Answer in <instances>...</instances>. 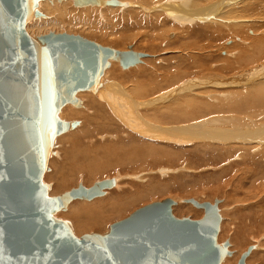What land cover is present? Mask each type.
<instances>
[{
	"label": "rangeland",
	"instance_id": "rangeland-1",
	"mask_svg": "<svg viewBox=\"0 0 264 264\" xmlns=\"http://www.w3.org/2000/svg\"><path fill=\"white\" fill-rule=\"evenodd\" d=\"M57 1L61 2L62 0ZM217 1L214 0L213 3ZM243 3L244 6H242ZM35 7L36 6L33 7V10L36 9ZM88 7L84 6L85 9L87 8V11L84 10L83 7L76 6L75 4L67 8L68 11H70L69 9H72V11L70 12L75 13L77 17L81 18V22H79V24L76 22L78 25H80L79 27L78 25H74L75 23H69L71 26H69L68 24H64V26L66 27L64 29L59 27H47L44 28L45 30L42 28L43 31H41L35 28H31L28 31V35L32 34L34 35V37H41L49 33L68 34L79 36L85 40L95 42L102 47L112 48L120 51H125L128 50V47H132L135 52L148 55L142 65L133 68H123L118 61L116 62L115 60L114 62L112 59L109 60L110 62L108 61V66L107 64H105L107 69L105 78L109 74L111 78L121 83L128 89L135 86H141L142 83V85L146 86L147 83H152L153 81H155V73H153L156 72L155 69L158 70L157 74L160 73L159 75H161L162 73L166 74V72H170L171 67H176V64H180L178 62H181L184 58L190 59L188 58V54L186 53V49L184 48L189 42V40L186 41L187 37L186 35L184 36V34H186L189 29L196 28L199 30L201 27H214L217 26L218 23H220L218 20L213 23H209V21H197L194 24L192 23V25H190V23L188 22L190 26L184 24L182 27V25L179 26L178 23L174 21L172 22V20L170 21L169 19H166L167 21L160 19H146L143 16L142 11L140 10L141 8L137 9V6L125 10L124 13H121L116 9L112 11L109 9L107 10L106 8L98 9L97 7H93V10L91 9V7H89L90 9L88 10ZM231 7L235 8L237 12L239 11L238 13L233 12L234 14L232 15L234 17L236 16L235 18L231 15L229 19V23L231 24V26H248V21L252 20L251 22H253L255 18L257 20L259 19V22L255 19L254 24L252 25L259 26L261 22H263L264 24V0H239V3H236V6L232 5L230 6V9ZM81 8L82 10H80ZM82 14H84L85 17H90L91 20H87L88 18L85 19ZM219 17L220 16H217V18ZM82 18L86 22L90 21L89 24L91 26L87 23L82 27ZM93 18H95L96 20ZM92 20H95V23ZM222 22L223 19L221 20V23ZM195 24L196 26H198H194ZM225 28L226 27H224L223 29ZM232 30L233 29L229 30L230 34L233 33ZM201 31V33H204L203 30ZM247 31H249L248 36L254 37L252 36L250 30ZM262 33L263 31L261 33L258 32L257 36H260ZM230 38L233 37L231 35L227 36L226 38L224 37L223 40L220 39L219 43L222 42V45L226 44L224 46L230 48V42L227 43ZM208 43V39L204 38L200 43H198V45L205 46ZM249 44L250 43L246 41V46L248 45V48H250ZM248 48H242L237 52L230 50L231 52L228 56H225L221 53L223 49L218 50L217 53H214V55L211 57V62H213L214 65H217L218 63H223L224 59H226L229 66H231V62L234 66L238 62L239 66L237 64L236 67L245 69L243 73L249 72L250 70H253L258 66L261 67L262 64H264V48H261V51H257L256 53L250 51V49ZM246 51H249V54L247 53L248 55L245 54ZM240 52L244 53L242 56L238 57L241 54ZM249 56H251V58ZM259 56L262 57L260 58ZM237 57L239 59H237ZM211 62L206 63L211 64ZM185 64L187 63L185 62ZM224 66L226 65H224L223 63L221 68H223ZM204 67L205 68L191 70L190 72L185 74L186 76L184 75V79H182V81L184 80L185 82V80H201L209 83L210 86H205L203 88L204 91L201 89L202 92L196 91L191 92V94L189 93V95H184L190 97L187 99L188 101L198 100L205 105L209 103L211 105H215V108L213 110V112H215V109L217 108L216 104L218 106L219 103L218 101H212L211 97H218L219 95H221V99L219 97L217 99L223 100V94L228 93L226 92L227 90L232 93L234 91L236 92V90L238 91L239 89L224 88L225 90H223L222 87L213 86L212 84H214V82H227L234 79L236 75L240 76L243 73L242 71L240 72L237 70L235 71L229 69L230 67L227 68V66L225 67L226 69L224 71V74H216L218 73V68H215L214 66ZM202 74L205 76H203ZM215 74L219 76H216ZM222 75H224L225 77ZM150 78L152 80H150ZM182 81H178V83H181ZM212 81L214 82L212 83ZM165 88L166 90L168 89L167 87ZM216 88L217 91L215 90ZM88 93L89 92L76 94L75 97L77 102L81 103L80 108L84 109V114L81 116L84 118V121H86V125L89 124L88 127L92 129L95 128V130L99 129L102 131L101 134H98L99 136L97 135V138H99V141L97 143L98 145L96 144L93 147L90 146L89 144H87L89 142H87L86 139L83 140L84 138L81 137L82 135L80 134L75 137L72 136L76 130L78 131V129H81L82 123L79 117L73 116L71 118L65 119L64 122L68 123L69 125H73V130H68V132H66L67 134L63 133L54 136L47 160V168L46 171L43 172L41 182L43 185L49 188V191L47 193L48 198L59 197L60 195L68 193L74 189H78L80 185H82L85 189H90L95 186V184L104 181H113L116 183L115 186L111 185L110 187L103 189L104 195L98 196L92 201L84 202L81 200H75L71 202L67 206V209L65 211H59L53 214V218L55 220L63 222L65 226L70 228L72 234L77 238H80L81 236L86 234L105 235L110 231V227L114 223L127 218L137 209L155 202H161L165 199H171L173 202H175V205L172 207V211L173 215L176 218L200 220L204 216V210L196 208L192 204L188 203V201L190 199H193L199 203L214 204V202L218 200V212L221 218V223L217 236V243L221 245L228 242V252L230 253V256L226 257L221 264H238L241 256L252 248L253 249L251 250L249 257L246 260V264H264V237L262 238L259 235L264 234V227H257L260 220H262V218L264 217V203H261V199H264V176L262 178H259L254 186H250V184H247L249 183V179L246 176L247 174L243 171L246 169L244 168V166H242L241 161H239L238 158V152H244L245 150V147H243L242 144H231L230 146H224V148H222L223 146H221L220 144H215L213 142L201 143L195 141L194 143L188 144H174L171 142L161 143L153 140H144L143 138L142 144H138L136 141L139 139L135 138L134 141L126 145H117L119 152L117 153L114 152V149H112V146L115 147L116 144H114V146L112 143H110L111 141L108 140V137L106 138L107 140H102L100 138L101 135L105 134V132H103L101 128V117H105L104 111L99 108L98 105L94 103L89 96H87ZM217 94L219 95L217 96ZM184 95L180 97L184 98ZM258 95L255 96L258 97L257 100L259 102L261 98H264V94ZM208 96L211 97L209 98ZM207 98L209 99V101ZM182 99H180V101H183L184 103L188 102L187 100H185V98L183 100ZM231 99L234 102V99L230 98V101H232ZM183 102H181V104ZM184 103L182 104V110H185V112L182 110L181 112L186 113L187 109H184L186 105H184ZM236 103L237 101L235 102V104ZM87 104L88 106L86 107H90L92 109L91 110L89 108V112L85 107V105ZM235 104L233 103L234 108L232 107V104H229V109H231L230 115L234 114L233 109H235L236 107ZM244 104H248L247 107H249L251 106L252 101L249 98L244 102ZM256 104L257 102L253 107H250L251 111H253L254 109H258L259 113L258 111L255 112L258 114H263L261 110L263 109L264 112V108H262L264 106V103L262 104L261 102V104ZM70 105L75 106L73 103ZM218 107L220 108L221 105H219ZM65 109L66 108H64L63 110ZM85 111L87 112L85 113ZM195 111L194 113H197L200 116L199 117L198 115H196L198 119L201 118L200 121L196 119L197 122L199 121L198 123H202V121L204 122V120L206 121L208 119L217 118L219 116L215 113L217 116L215 115L213 117L214 113L211 111V117H208L207 114L204 113L205 117L207 116L208 118L206 119L204 117V114L198 113L200 112V110L196 112ZM59 112L60 110L58 111L57 115H59ZM239 112L241 111L239 110ZM85 115H88L87 119L89 120L90 118V121H88L84 117ZM57 118L60 119L59 116H57ZM191 118L194 119H191V121L189 122H195L192 121L195 120V115ZM167 124L169 126H175L174 124H180V127H183V125L184 127L188 126V124L185 123V120L183 119L180 121L165 120L163 122V125L168 126ZM136 149H138L139 152L136 151L134 156L127 155L129 154V152H133ZM259 166H264V162H262ZM240 174L241 176L243 174V176L245 177L243 178L242 176L241 178ZM117 184L121 186V189L126 190L124 191V194L120 193L122 190L120 191L116 187ZM248 195H252L251 200H247ZM101 197H103L102 199H105V201L103 203L100 202L99 205L96 204L97 208H93L95 210H86L83 208L84 205L99 201ZM250 202H254L255 204L257 202H260L261 204L259 203V207L255 206L254 204V208L252 209L247 206ZM112 205L114 207L113 210L110 208ZM238 228L239 231H237ZM253 236L257 238L255 239Z\"/></svg>",
	"mask_w": 264,
	"mask_h": 264
},
{
	"label": "water",
	"instance_id": "water-1",
	"mask_svg": "<svg viewBox=\"0 0 264 264\" xmlns=\"http://www.w3.org/2000/svg\"><path fill=\"white\" fill-rule=\"evenodd\" d=\"M38 0H0V264H220L229 243L219 245L221 218L215 205L190 199L205 214L176 218L171 199L155 202L114 223L105 234L75 237L53 218L75 198L103 195L109 181L82 185L48 198L41 179L54 136L68 129L57 118L76 92L93 87L108 59L123 68L145 56L120 52L79 36L24 31ZM112 1L75 0L76 6ZM37 17L41 16L36 12ZM250 251L238 264H246Z\"/></svg>",
	"mask_w": 264,
	"mask_h": 264
},
{
	"label": "bare ground",
	"instance_id": "bare-ground-1",
	"mask_svg": "<svg viewBox=\"0 0 264 264\" xmlns=\"http://www.w3.org/2000/svg\"><path fill=\"white\" fill-rule=\"evenodd\" d=\"M103 1H112L113 3L110 5L89 4L86 7L89 6V7H91V9L93 7H97L98 9L99 8L100 9L106 8L107 10L109 9L112 11L116 9V10H119V12L124 13L125 10L131 9L134 6H137L136 7L137 9L141 8L140 10L142 11L143 16L146 19H150V20L151 19H155V20L160 19V20H164V21L166 19H169L170 21L172 20V22L174 21V22L178 23L179 26L182 25V27L184 24L189 25L188 22L190 23V25H192V23L194 24L197 21H202V22H208L209 21V23H213L216 20H218L220 23H218V25L214 26V27H206V28L201 27L199 30L196 28L195 29H189L187 31V33L184 34V36L186 35V37H187L186 41L189 40V42L187 43V45L184 48L186 49L185 51L188 54L187 55L188 58H190V59L184 58L181 62L177 61L180 64H176V67H174V68L171 67L170 72H166V74L162 73L161 75H159L160 73L157 74L158 70L155 69L156 72H153V71L152 72L155 73L154 77L156 78V80L153 81L152 83H147L146 86L142 85L143 84L142 83L141 86H135L133 88L131 87L132 89L131 88L128 89L125 86H123L121 83H119L116 80H114L113 78H111L109 74L105 78L107 69H106V65L104 64L105 68L103 67V71L95 77L93 87L91 89L86 90V91L82 90V91L76 92V94H81L83 92H86V93L89 92L87 96H89L91 98V100L94 103H96L98 105V107L104 111L105 117H101V120H102V122H101L102 127L101 128H102L103 132H105V134L101 135L100 138L102 140H104L108 137V140L111 141L110 143H112L113 145L116 144V146L114 145L116 147V150H115V147H113V146H112V149H114V152H117V153H119L117 145H119V146L120 145H126V144L134 141L135 138L139 139L136 141L138 144L139 143L142 144V142H143L142 138L144 140H153V141L161 142V143L171 142L174 144H177V143L178 144H185V143L188 144V143H194L195 141L201 142V143L213 142L215 144H220L221 146H223L222 148H224V146H230L231 144H233V145H241L242 144L243 147H245V150H244V152L239 151L240 154L238 152V158H239V161H241L242 166H244V168L246 169L243 171L247 174L246 176L249 179L248 180L249 183H247V184H250V186H254L256 181L259 180V178H262L264 176V166H259L262 162H264V112L262 109L261 111L263 114H258L259 113L258 109H256V110L254 109L253 111H251L250 107H253L256 102H257V104L258 103L261 104V102H262V104L264 103V98L260 97L261 99L258 102V100H257L258 97L255 96L258 94H261V95L264 94V64H262L261 67H259L257 65L259 68L256 67L255 69L250 70L249 72L243 73V71L245 69H241V68L236 67L238 62L236 63L235 66L232 65V62H231V66H229L227 64L228 61L223 58L224 59L223 63L226 66L221 68L223 63H221L222 65L219 63L218 64L216 63L217 65H214L213 62H211V57L214 55V53H217V51L221 50V49H223L221 53L224 54L225 56H228L230 54V52H231L230 50L237 52V51L241 50L242 48L246 49V48H248L247 47L248 45L246 46V41H248L250 43L249 44L250 48H248V49H250V51L255 52V53L257 51H261V48H264V24H263V22H261L260 25L258 24L259 26L252 25V24H254V21L256 19L255 18L253 22H251L252 20L248 21L249 22L248 26H246V25L240 26V27L231 26V24L229 23V19H230L231 15L234 13H238L239 11L237 12V10H235V8H233V7H231V9H230V6H232V5L236 6V3H239V0H219V1L216 0L217 2H215V3H213L214 0H120V1L119 0L118 1H116V0H103ZM73 4H75V0H62L61 2H58L57 0H38L35 4L36 9L33 10L34 12H33L32 18L30 20H28L24 25V31L28 34V31L31 28H35V29L43 31V29L47 28V27H59V28L64 29V28H66L64 26V24H68L69 26H71L69 23H71V24L75 23L74 25H78L79 22H81V18L77 17L75 15V13L70 12V11H72V9H69L70 11H68V9H67L69 6H73ZM242 6H244V3ZM81 7H83L84 10L87 9V8L85 9L84 6H81ZM89 7H88V10L90 9ZM249 7H247V8H249ZM242 8H244V7H242ZM73 10H75V9H73ZM80 10H82V8ZM128 11H126V12H128ZM36 12H40L41 16L37 17L35 15ZM142 13H141V15H142ZM82 15L85 19L88 18V16L85 17L84 14H82ZM82 15H80V16H82ZM129 15H131V14H129ZM217 16H220V17L217 18ZM139 17H140V15H139ZM93 19H95V18H93ZM105 19H106V16H105ZM222 19H223V22L225 25L223 24V22L221 23ZM87 20H91L90 17ZM258 20L256 19V21H258ZM82 22H83L82 27L85 24L90 23V21L86 22L84 19L82 20ZM221 24H223V25H221ZM212 25H214V24H212ZM79 26L80 25H78V27ZM194 26H196V24ZM194 26H192V27H194ZM224 27H226L227 29L226 28L223 29ZM230 29H233L232 34H234L235 37H234V35L229 33ZM201 30H203L204 33H201L202 32ZM247 30H250L252 36H254V37L248 36L249 31H247ZM261 30L263 31V33L260 36H257L258 32H260V33L262 32ZM229 35H231L234 38V39L230 38L229 41H227V43L230 42V45H229L230 48L225 47L224 45H226V44L222 45V42L219 43L220 39L223 40L224 37L226 38ZM29 36H31L32 38H34L36 40H38L37 38H39L38 36L34 37V35H32V34H29ZM171 36H173V35H171ZM204 38L208 39L209 43L206 44L205 46H202V45L199 46L198 43H200ZM193 40H195L196 42ZM215 44H217V45H215ZM227 46H228V44H227ZM129 48H131L135 52V50L132 47H128V50H125V51H123V50H121V51L117 50V51L128 52V51H130ZM110 49H112V48H110ZM113 50H116V49H113ZM243 53H241L239 56L238 55L237 56L240 57L243 55ZM247 53L249 54V51H246L245 54H247ZM262 56H259V57L261 58ZM147 57H148V55H145L141 59V63L136 65V66H133V67H137V66L142 65L144 63V60H146ZM238 57H237V59H239ZM249 57L251 58V56H249ZM249 57H247V58H249ZM254 57H255V55H254ZM111 59L114 62L116 60V62L118 61L120 63L117 56H112L110 59H108V61ZM213 59H214V57H213ZM254 59H256V58H254ZM185 62L187 64H185ZM206 62H208V63L211 62V64H208ZM120 65H121V63H120ZM204 66H206V67H213L214 66L215 68H218L217 69L218 73H216V74H224V71L226 69L225 67H227V66H228L227 68L230 67L229 69H232L235 71L237 70L240 72L242 71V73H243L240 76L236 75V77L234 79L229 80L227 82L222 81V82L215 83L214 81H212V83L214 82V84H212L213 86L222 87L223 90H225L226 88H228V89L229 88H236V89L238 88L239 89L238 91L236 90V92L234 91L232 93H230L227 90L226 92H228V93L223 94V97H224L223 100L217 99L218 97L221 99V97H220L221 95H219V94H217V96L219 95L218 97H216L215 95H214L215 97L208 96L209 98L210 97L212 98L211 99L212 101H218V103H219L218 106L221 105V107L219 108L216 104L217 108L215 109V112H213L215 105H211L210 103L205 105V104H202L201 101H198V100L197 101H188L187 99L190 97L185 96L187 94L189 95V93L191 94V92H196V91L202 92V90L205 86H208V85L210 86L209 83L201 81V80H185V82H184V80L182 81V79H184L185 74H187L188 72H190L193 69L197 70L200 68H205ZM238 66H239V64H238ZM241 66H243V65H241ZM133 67H130V68H133ZM206 70H209V69H206ZM166 71H168V70H166ZM189 74H191V73H189ZM157 75H159V76H157ZM203 76H205V75H203ZM216 76H219V75H216ZM222 76H224V75H222ZM210 77H212V76H210ZM231 77H233V76H231ZM150 80H152V79L150 78ZM178 81H182V82L178 83ZM165 87H167L168 89L166 90ZM251 87H253V88H251ZM215 90L217 91V88ZM259 92H263V93H259ZM183 95L185 96L184 97L185 100L188 101V102L186 101L188 104L184 103L183 101H180V99L183 98V97L181 98L180 96H183ZM230 98H233L234 102L232 99H231L232 101H230ZM249 98L252 101V104H251V106L247 107L248 104L245 105L244 102L247 101V99H249ZM87 99H88V97H87ZM190 100H192V99H190ZM179 101H180V103H179ZM208 101H209V99H208ZM236 101H237V103L235 104ZM181 102H183L184 105L186 104L185 108H184V109H187L186 113L181 112V110L183 109V107H182L183 103L181 104ZM68 103L72 104L71 102H68ZM233 103L236 105L237 108L235 107V109H233L234 108ZM70 104H65L63 107H61L59 115H57L60 118L59 120L61 122H64V120L67 118H71L73 116L79 117V119L82 123L81 129L80 130L78 129V131L76 130L72 136L75 137L78 134L82 135L81 137L84 138L83 140L86 139V141L89 142L87 144H89L90 146L93 147L94 145H96L98 143L99 138H97V135L101 134L102 131L99 129L95 130V128L92 129V128L88 127L89 124L86 125V121H84V118L81 116L84 114L83 113L84 109L80 108L81 103H79V102H77V104L73 103L75 106H78V107L71 106ZM167 104H171V105H167ZM229 104H232V107H233L232 109L234 110L233 111L234 114L232 112L233 115H230L231 109H229ZM86 106H88V104L85 105V107ZM204 106H205V108H204ZM212 106H214V107H212ZM260 106H262V105H260ZM64 108H66L67 110L66 109L63 110ZM86 108H87L88 112L91 109L90 107H86ZM262 108H264V106ZM197 109L200 110V112H198V113H202V114L206 113L208 117L212 114V112L214 113L213 117L216 114H218L219 116L217 118L208 119L207 116L205 117V114H204V117L208 120H206V121L204 120V122L202 121V123H198L201 118L198 119V117L196 116L198 114L194 113L195 110L198 111ZM204 110H205V112H204ZM239 110L241 112H239ZM182 111L185 112V110H182ZM255 111H258V113H256ZM86 112L87 111H85V113ZM194 115H195V120H192V121H195V122H189V121H191V119H194V118H191V117H194ZM84 117L87 119L88 115H85ZM182 119L185 120V123H187L188 126L184 127V125H183V127H180L179 126L180 124H174L175 126H169L168 124H167L168 126L163 125V122L165 120H179L180 121ZM196 119L199 121L197 122ZM88 121H90V118ZM93 127H94V125H93ZM71 129L73 130V125H69L68 129L64 130L63 132H61L59 134L66 133V132H68V130L70 131ZM59 134H57V135H59ZM109 138H111V139H109ZM220 145H219V147H220ZM51 146L52 145H50L48 147L49 148L48 149V156L50 153ZM136 151H138V149H136L133 152L132 151L129 152V154H127V155L134 156ZM46 168H47V163H46ZM44 171H46V169ZM240 176H241V174H240ZM242 176H243V174H242ZM242 176H241V178H242ZM244 177L245 176H243V178ZM109 183H110V186L111 185L115 186L116 182L111 181ZM240 185H241V183H240ZM118 186L119 185L117 184L116 187L120 191L122 190L120 193L124 194V191H126V190H123V189H121V186H119V187ZM48 189L49 188L47 187V193L49 191ZM87 190H89V189H87ZM103 192H104V190H103ZM103 195H104V193H103ZM103 195H101V196H103ZM96 197H98V196H96ZM102 198L103 197H101L99 199V201H97V202H93V203H89L87 205H84L83 208L86 210L97 208V205H99L100 202L103 203L105 201V199H102ZM247 198H248L247 200H251L252 195H248ZM93 199L89 200V199H83V198H75V199L70 200L68 202L67 206L75 200H81L84 202H88V201H92ZM188 203H190V202H188ZM259 203L257 202L255 204L254 202H250V203H248L247 206L249 208L253 209L254 208L253 205L255 204V206L259 207ZM261 203H264V199H261ZM190 204H192V203H190ZM212 205H215V202ZM218 205H219V201H218ZM218 205H217V210H218ZM67 206H66V208H60L56 212L65 211L67 209ZM100 206H103V205H100ZM110 208L113 210L114 209L113 205ZM196 208H198V207H196ZM255 208H257V207H255ZM198 209L204 210L203 208H198ZM93 210H95V209H93ZM204 214H205V210H204ZM261 217H262V215H261ZM263 218H262V220H260L257 227H264ZM237 231H239V228ZM240 231H242V230H240ZM235 232H236V230H235ZM237 233H239V232H237ZM259 235L262 238L264 237V234H259ZM253 237L255 239L257 238L255 236H253ZM254 248H256V247H254ZM251 250H249L250 253H251ZM229 256H230V254L225 256V258L229 257ZM224 259L222 260V262L224 261ZM246 260H245V263H246Z\"/></svg>",
	"mask_w": 264,
	"mask_h": 264
}]
</instances>
